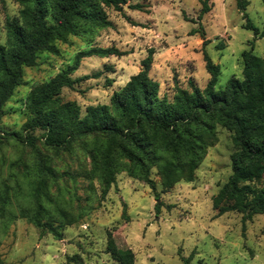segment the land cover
<instances>
[{
	"label": "rangeland",
	"instance_id": "1",
	"mask_svg": "<svg viewBox=\"0 0 264 264\" xmlns=\"http://www.w3.org/2000/svg\"><path fill=\"white\" fill-rule=\"evenodd\" d=\"M205 1L210 11L201 17ZM247 1L245 13L263 30L264 1ZM135 5L141 8H130ZM21 9L18 0H0V44L8 42L6 20L19 19ZM105 12L111 27L96 28L88 37L71 36L58 43L59 54L44 53L37 66L24 69L22 84L4 107L0 134L20 132L31 118L27 99L32 89L70 68L79 53L94 48H116L126 55L82 58L73 78L88 79L65 88L60 96L61 103H77L82 117L89 106L109 105L112 95L140 73L152 48L156 53L149 76L160 84V97L170 100L177 85L191 90V80L205 89L210 80L205 51L221 69L217 92L230 79H243L245 51L264 58V38L254 48L250 45L255 33L244 28L246 19L238 0H129L122 11L106 7ZM48 19L53 22L50 14ZM34 135L39 137L41 132ZM217 136L194 182H180L164 193L157 170L152 171L159 201L147 184L127 173L119 174L102 198L98 181L88 178L91 160L81 143L75 152L65 153L47 150L37 142L55 174L46 178L52 199L48 207L54 211L55 205L61 206L76 221L64 226L61 238L19 216L21 205L34 203L30 195L37 153L13 140L1 142L0 186L8 185L12 195L20 191L25 195L8 208V217H18L6 231L4 223L9 218L0 212L4 263L119 264L107 252L112 235L119 248L133 250L135 264H185L187 259L188 264H264V216L244 222L240 213L218 216L214 209L213 198L233 174L231 157L238 150L231 132L217 126Z\"/></svg>",
	"mask_w": 264,
	"mask_h": 264
},
{
	"label": "trees",
	"instance_id": "2",
	"mask_svg": "<svg viewBox=\"0 0 264 264\" xmlns=\"http://www.w3.org/2000/svg\"><path fill=\"white\" fill-rule=\"evenodd\" d=\"M18 1L22 7L20 17L6 20L8 42L0 44V124L5 115L4 107L23 82L25 68L37 66L44 53L59 54L58 43L66 42L71 36L88 37L96 28L111 27L105 8L122 11L129 2ZM248 4L247 0H238L239 10L246 19L244 28L255 33V39L250 43L254 48L255 42L264 38V29L248 18L245 13ZM130 8L139 10L141 6ZM209 11L205 1L201 17ZM155 53L154 48L149 50L140 73L112 95L109 105L89 106L84 117L77 103L60 102L65 88H74L88 79L73 78L82 58L121 57L126 53L116 48H94L79 53L70 68L32 89L27 99L31 118L20 132L0 134V143L13 140L28 146L39 159L35 186L30 195L34 203L20 206V218L57 238H61L60 231L64 226L76 222L67 209L55 205L52 211L48 207L52 199L46 178L55 174L48 157L37 148V142L47 150L65 153L75 152L77 144L81 143L82 150L91 160L88 178L92 182L98 181L102 198H106L116 184L117 176L127 173L147 184L159 201L152 171L157 170L164 193L180 182H194L209 148L218 141L217 126L232 133L238 150L231 157L233 174L213 198L214 209L218 216L240 213L244 222L257 215L264 216V58L255 55L253 50L245 51L242 54L243 79L234 77L225 89L217 92L221 69L205 51L204 61L210 74L205 89L191 80V90L177 85L174 98L170 100L160 97V84L149 76ZM95 76L100 77V74ZM36 131L41 132L39 137L34 135ZM4 185L0 186V212L3 218H9L4 223L6 231L18 217L11 214L8 217V208L13 206V200L24 199L25 195L21 191L12 195L13 190ZM156 209H160L159 202ZM107 246V252L119 264H135L133 250L119 248L112 235H109ZM188 263L189 259L185 260V264ZM0 264H5L1 255Z\"/></svg>",
	"mask_w": 264,
	"mask_h": 264
}]
</instances>
